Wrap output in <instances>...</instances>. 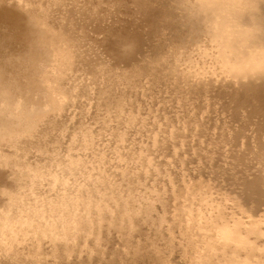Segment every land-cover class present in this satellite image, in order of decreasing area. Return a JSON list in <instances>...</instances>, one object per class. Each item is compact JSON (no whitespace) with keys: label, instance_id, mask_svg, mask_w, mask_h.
<instances>
[{"label":"rangeland","instance_id":"rangeland-1","mask_svg":"<svg viewBox=\"0 0 264 264\" xmlns=\"http://www.w3.org/2000/svg\"><path fill=\"white\" fill-rule=\"evenodd\" d=\"M34 1L46 7L50 24L64 29L76 45L75 52L70 46L62 45L61 39L55 46V52L66 51L69 54L64 59L55 54L62 66L59 75L64 72L61 84H57L60 87L56 89L63 99L62 110L54 113L51 109L49 112L51 103L43 97L45 95L40 89L38 92L25 91L30 96L22 92L23 105L29 104L30 97H33L32 113L36 116L49 113L51 119L34 121L31 129L37 131L33 130L35 136L31 142L35 144L27 142L30 150L20 152L23 158L19 161L30 163L29 167H40L36 169L46 175L40 179L20 178L23 196H27L33 205H41L37 208L40 214H32L31 208V211H19L16 205L9 214L16 217L12 216L10 221L15 220L12 224H17V232L10 221L7 224L3 218L0 220V223L3 221L0 224V264H263L264 237L260 239L261 233H258L256 238L254 230L259 228L252 226L259 223L261 227L260 221L264 223V77H236L232 71L241 63H232L230 56L225 54L226 60L217 68L215 60L221 58L215 57L212 49L196 45L184 47L188 33L168 9L166 0ZM123 32L138 38L134 51L128 55L119 53L115 44L117 35ZM16 85V90L10 88V96L21 94L20 87ZM24 95L29 100H25ZM55 97L61 98L56 92ZM6 149L14 150V147L7 146ZM32 167V171H37ZM52 174L63 179L54 182ZM18 182L10 165L0 171V212L5 211L4 204L9 200V195L3 194L1 189H20ZM78 193L82 201L84 197L83 202ZM88 195L91 198H86ZM95 198L100 204H94ZM85 199L89 203H84ZM60 203L63 206L60 207ZM68 203L73 205L67 207ZM84 204L92 208L97 205L101 212L103 207H107L103 212L117 223L109 225L104 221L100 226L94 224V233L87 234L91 229L86 234L84 230L79 231L76 239L68 240L67 244L64 240L53 242L49 226L55 222L53 227L60 229L64 224L63 221L60 223L64 220L60 217L64 209L71 208L69 211H75V214L84 213L89 208ZM118 204H122V209ZM55 207L60 211V214L57 212L59 217ZM91 207L90 211L96 210ZM81 209L86 210L82 212ZM120 210H125L126 215H116V218L115 214ZM2 212L0 218L5 215ZM17 214L23 217L19 219ZM40 215L49 219L44 220L48 221L47 224L43 223ZM220 217L222 221H219ZM206 219L211 220L209 224ZM236 220H241L238 223V226L243 225L241 228H237ZM213 221L214 225L211 224ZM38 222L47 226L41 225L43 230L38 229ZM248 222L249 225L245 226ZM223 224L228 229L222 227ZM226 224L231 225L230 228ZM3 226L6 227L2 229ZM30 229H34V235ZM230 229L234 234L231 232L233 236L228 240ZM243 229L250 235L253 232V236L249 237ZM208 230L214 231H211L213 237ZM7 231H11L12 236ZM39 231L45 236L39 235ZM239 231L241 238L237 239ZM245 232L248 235L246 239L250 240L248 245L245 244ZM21 234L25 235L21 237ZM4 236L9 239H4ZM11 239H14L12 244ZM257 240H262L261 244ZM223 242L227 243L224 245ZM4 243H7V248ZM38 243H41V252L37 251ZM208 245L212 247L209 249ZM219 246L220 249L217 248ZM66 248L70 251L68 254ZM214 249H219L216 250L218 253ZM35 251L39 252L38 257ZM251 254L262 257L251 258Z\"/></svg>","mask_w":264,"mask_h":264},{"label":"bare ground","instance_id":"bare-ground-1","mask_svg":"<svg viewBox=\"0 0 264 264\" xmlns=\"http://www.w3.org/2000/svg\"><path fill=\"white\" fill-rule=\"evenodd\" d=\"M49 2V1H48ZM108 6V5H107ZM125 10V9H124ZM47 9H46V7H44L43 5H40V4H38V3H36L34 0H0V171H3V168L5 167V166H7V165H10L11 166V171L13 172V175H14V177L15 178H17V180L19 181L18 182V185H19V187H20V189H13V188H7V187H4V188H2L1 189V191H2V193L3 194H8L9 195V197H8V201H7V203L5 202V207H4V209H5V211H3L4 212V214H1V215H4V216H2L1 218H0V220L3 218V220L4 221H6V223L8 224V221H10V220H13L12 219V216H13V213L12 214H9V211L11 212V210L12 209H15V206L17 205L18 206V210L20 211V210H29L30 208L32 209V211L33 212H31L32 214H34L35 212V214L36 215H39L40 214V211H38V209H39V207L41 206H39L38 207V205H37V203H36V205H35V203H34V205L32 204V202H30L26 197L27 196H23V193H22V191H21V187L23 186L22 185V181L20 182V178H22L23 179V177L25 176V177H36V179H40L41 177H44L45 175H46V173H44V171H39V169H40V167H38V166H36L35 165V168L34 167H32L33 169H36V167H38L39 169H36L37 171H32V169H31V167H29V165H31L30 163L28 164V163H26L25 161H19V160H22V158H23V155H22V153H20V152H26V151H28V150H30V148H28L29 147V145L27 144V142L28 141H33V138H34V136H35V132H33V130H35V128L34 129H31L32 128V124L34 123V121L35 122H38V121H49V118L51 117L50 115H49V113L47 114V113H45V114H42V115H35V114H33L32 113V111H31V108H32V106H33V104H35V101H33V97H30L31 99H30V101H31V103H30V101H29V104H27V105H23V103H22V99L21 98H23L22 96H23V94H22V92H24L25 93V91H27L28 93H30V91H37V90H41L42 92H43V94L45 95V96H43L44 98L45 97H47L48 98V101H49V103H51V108H50V110H49V112L51 111L52 112V110L51 109H53V111H54V113H56V112H58V111H60V110H62V106H61V100H63L62 99V96L61 95H59V92H57V88L58 87H60V86H58L57 87V84L60 82V80H62V76H64L63 75V73H61V75L62 76H60L59 75V70L60 69H62L61 67V65H60V63H59V61L57 60V57H55V54L57 53V52H55L56 50H55V46H56V44H57V41L58 40H60L61 39V44L62 45H65V46H67V47H69L70 46V48L74 51V48H75V42L73 41V38H71L70 37V35L64 30V29H62V28H56V27H54L52 24H50V22L48 21V19H47ZM97 22V21H96ZM53 23V22H52ZM70 26V25H69ZM142 30V29H141ZM97 32V31H96ZM91 38V37H90ZM117 39L115 40V44L116 45H118V52L119 53H123L124 55H128V54H131V52H133L134 51V49H135V46H136V44L138 43V38H137V36L136 35H131L130 33H126V32H123V33H119L118 35H117V37H116ZM95 42V41H94ZM92 43V42H91ZM90 45V44H89ZM98 45V44H97ZM60 46V45H59ZM73 46V47H72ZM91 46V45H90ZM96 48H98V46L96 47ZM100 48V47H99ZM60 49V48H59ZM91 50V49H90ZM95 50V49H94ZM58 52H59V50H57ZM75 52V51H74ZM92 52V51H91ZM97 52V51H96ZM100 52H102V50L100 51ZM59 56L58 57H60V58H62V59H64L65 57H67V56H69V54L67 53L66 54V51H64V53H57ZM104 54V53H103ZM73 54H71L70 56H72ZM75 55V54H74ZM214 55V54H213ZM226 55H228V54H226ZM226 55H225V57H224V61L226 60L225 58H227L226 57ZM57 56V55H56ZM102 56V55H101ZM96 57V56H95ZM215 57H217V56H215ZM214 57V58H215ZM228 57H229V55H228ZM49 59V62H45V61H47L48 59ZM228 59H230V58H228ZM227 59V60H228ZM212 60H215V59H212ZM217 60V59H216ZM215 60V61H216ZM232 60V59H231ZM230 60V61H231ZM64 61V60H63ZM71 61H73L72 59H71ZM98 61V60H97ZM100 61V60H99ZM223 61V62H224ZM229 61V60H228ZM60 62H61V60H60ZM67 62L69 63V64H71V66H72V63L71 62H69L68 61V59H67ZM74 62V61H73ZM82 62V61H81ZM132 62H133V60H132ZM46 63V64H45ZM62 63H64V62H62ZM75 63V62H74ZM225 63H228V62H225ZM224 63V64H225ZM232 63H233V61H232ZM231 62H230V64H231V67H232V64ZM237 63V62H236ZM66 64V63H65ZM128 64V63H127ZM229 64V63H228ZM237 64H240V63H237ZM237 64H234V66L235 65H237ZM64 65V64H63ZM61 66V67H60ZM68 66V65H67ZM233 66V68L235 69V67ZM64 67V66H63ZM78 67V66H77ZM225 67V66H224ZM230 67V66H229ZM230 67V68H231ZM238 67V66H237ZM68 68V67H67ZM66 68V69H67ZM220 68V67H219ZM228 68V67H227ZM230 68H228V69H230ZM232 68V69H233ZM63 69H65V68H63ZM65 69V70H66ZM69 69V68H68ZM225 69H226V67H225ZM227 69V70H228ZM69 71V70H68ZM68 71H66V74L68 73ZM226 71V70H225ZM128 72H130V70L128 71ZM133 72V71H132ZM229 72V71H228ZM234 72V75L237 77V76H243V75H246V69H245V67H244V65L243 64H241L240 65V67H238V68H236L235 69V71H232V73ZM230 73V72H229ZM228 73V74H229ZM56 74H58V75H56ZM128 75V74H127ZM131 75V74H130ZM103 77V76H102ZM23 78H25V79H23ZM82 79V78H81ZM56 81H57V83H56ZM18 84V87H20V88H18V90L20 89V92H21V94H19L18 96L17 95H14V93H13V95L14 96H10V94L12 93V91H11V93H10V88L12 89V87L14 88L15 87V85L16 84ZM110 83V82H109ZM60 84H61V82H60ZM61 87H62V85H61ZM16 88H17V85H16ZM15 89V88H14ZM60 89V88H59ZM58 89V90H59ZM13 90V89H12ZM16 90V89H15ZM56 90V91H55ZM96 90V89H95ZM62 91V90H61ZM16 93H17V91H15ZM26 92V93H27ZM38 92V91H37ZM36 92V93H37ZM55 92H56V94L58 95V96H60L61 98L60 99H57L56 97H55ZM76 92H78V91H76ZM19 93V92H18ZM25 93V94H26ZM27 93V94H28ZM64 93H65V91H64ZM93 94V93H92ZM29 96H30V94H28ZM34 95H36V94H34ZM39 95H41V93H39ZM38 95V96H39ZM63 96H64V94H62ZM78 95V94H77ZM90 95V94H89ZM25 96V95H24ZM66 96V95H65ZM10 97V98H9ZM26 97V96H25ZM24 97V98H25ZM105 98V97H104ZM26 99H28V97H26L25 98V100ZM41 99H42V97H41ZM92 99V98H91ZM107 99V98H106ZM110 99V98H109ZM29 100V99H28ZM94 100V99H93ZM42 101V100H41ZM23 102H24V100H23ZM38 102V101H37ZM25 103H27V101L25 102ZM46 103H47V101H46ZM63 103V102H62ZM101 103V102H100ZM37 104V103H36ZM48 104V103H47ZM99 104V103H98ZM40 106V105H39ZM31 107V108H30ZM43 107V106H42ZM86 107V106H85ZM35 108H40V107H35ZM65 108V107H64ZM119 108V107H118ZM33 109V108H32ZM67 109V108H66ZM37 110V109H36ZM34 111V110H33ZM39 111H42L41 109H39ZM46 111V110H45ZM113 113V112H112ZM119 113V112H118ZM122 113V112H121ZM83 114V113H82ZM109 114V113H108ZM60 116V115H59ZM51 119V118H50ZM51 121V120H50ZM75 121V120H74ZM42 122H40V123H42ZM53 122V121H52ZM85 122V121H84ZM39 123V124H40ZM54 123V122H53ZM37 124V123H36ZM68 124V123H67ZM49 125H50V123H49ZM51 125H52V123H51ZM64 125V124H63ZM43 126V125H42ZM92 126V125H91ZM38 128V127H37ZM61 128V127H60ZM62 130H63V128H62ZM35 131H37V130H35ZM39 133V132H38ZM69 133V132H68ZM42 134V133H41ZM90 134V133H89ZM44 135V134H43ZM94 135V134H93ZM97 136V135H96ZM105 136V135H104ZM80 138V137H79ZM90 138V137H89ZM68 139V138H67ZM37 140V139H36ZM72 140V139H71ZM92 140V139H91ZM80 141V140H79ZM29 143V142H28ZM32 143H34V142H31V144ZM92 143V142H91ZM35 144V143H34ZM7 146H12V147H14V150H12V149H10V150H12V151H10V150H7L6 149V147ZM38 146V145H37ZM46 146V145H45ZM39 148V147H38ZM37 148V149H38ZM40 149V148H39ZM77 153V152H76ZM263 154H264V151L262 152ZM25 156V155H24ZM23 162H25L24 164H23ZM23 164V166H25V167H23L22 165H20V164ZM205 164V163H204ZM33 165V164H32ZM34 166V165H33ZM39 166H40V164H39ZM66 167V166H65ZM19 168L21 169V171H19ZM25 168V169H24ZM74 169V168H73ZM199 169V168H198ZM17 170V171H16ZM29 170H31V171H29ZM52 171V170H51ZM99 171V170H98ZM47 172V171H46ZM53 175V179H54V182H56V181H60V180H62V179H60L59 178V174H58V178L59 179H57L56 177L57 176H55V175H57V174H52ZM23 176V177H22ZM81 176V175H80ZM102 178H103V176H101ZM32 180H33V178H31ZM35 179V178H34ZM33 180V181H37V180ZM94 181H95V179H94ZM28 182H31V181H28ZM28 182H26V183H28ZM39 182V181H38ZM96 182V181H95ZM33 183V182H32ZM32 183H30V184H32ZM87 186V185H86ZM23 189V188H22ZM24 190V189H23ZM25 191V190H24ZM23 191V192H24ZM47 191V190H46ZM25 194H28L27 192H24ZM65 195H66V193H64ZM79 194V193H78ZM18 196V197H17ZM28 196H29V194H28ZM39 196H40V194L38 195V198H39ZM41 196H43L42 194H41ZM45 196V195H44ZM43 196V197H44ZM48 196V195H47ZM58 196H61V194H59ZM70 196V195H69ZM73 196V195H72ZM79 196V198H80V200H81V197H80V194L78 195ZM77 195H76V197H78ZM83 196H84V194H83ZM17 197V198H16ZM30 197V196H29ZM36 197V196H35ZM42 197V198H43ZM51 196L49 195L47 198H50ZM63 197H65L64 195H63ZM62 197V198H63ZM67 197H68V195H67ZM74 197L75 196H73V199L72 200H74ZM90 196L88 195V197H86V198H89ZM46 198V197H45ZM53 198V197H52ZM61 198V197H60ZM71 198V197H70ZM91 198V197H90ZM40 199V198H39ZM51 199V198H50ZM56 199V198H55ZM54 199V200H55ZM67 199V198H66ZM66 199H65V202H66ZM68 199H69V197H68ZM83 199V201H84V197L82 198ZM16 200H18V201H16ZM35 200H37L38 201V199H35ZM57 200V199H56ZM56 200L54 201V202H56ZM59 201H60V199H58ZM61 200H64V199H61ZM76 200H77V198H76ZM79 200V201H80ZM86 200V199H85ZM94 200H96V198L94 199ZM98 200V199H97ZM97 200L94 202V204H97ZM102 200V199H101ZM41 201H42V199H41ZM53 201V200H52ZM51 201V202H52ZM75 201V200H74ZM82 200H81V202H83ZM89 200H86V202H84V203H87ZM91 201V200H90ZM92 201H93V199H92ZM91 201V202H92ZM35 202V201H34ZM44 202V201H43ZM53 202V203H54ZM68 202H69V200H68ZM80 202V203H81ZM22 203H23V205H22ZM31 203V204H30ZM40 203V202H39ZM52 203V204H53ZM89 203V202H88ZM104 203V202H103ZM40 204H42V203H40ZM46 204H49V202L48 203H46ZM57 204H59L58 203V201H57ZM92 204V203H91ZM91 204H89V205H91ZM93 204V205H94ZM98 204H100V203H98ZM97 204V205H98ZM102 204V203H101ZM105 204H107V203H105ZM104 204V205H105ZM3 205V206H4ZM33 205V206H32ZM43 206L45 205V204H42ZM55 205V204H54ZM61 205L63 206V203L61 204L60 203V207H61ZM65 205V204H64ZM73 205V204H72ZM71 205V206H72ZM76 205V204H75ZM77 205L79 206V204L77 203ZM77 205L76 206H74L75 208H76V210H77ZM85 205H87V204H84L83 206H85ZM97 205H94V206H96L97 207ZM107 205H109V204H107ZM122 206V204H118V206ZM51 206H53V205H51ZM56 206H58V205H56ZM66 206V205H65ZM69 206V203L67 204V207ZM71 206H69V207H71ZM81 207H82V205H80ZM88 206V205H87ZM110 206V205H109ZM121 206H120V208H121ZM49 207H50V205H49ZM49 207H47V208H49ZM59 207V206H58ZM57 207V208H58ZM89 207V208H88ZM87 208H88V211H90L89 209H90V207L91 206H88ZM96 207H93L94 208V210H95V208ZM101 207V206H100ZM103 207V206H102ZM102 207H101V209H102ZM38 208V209H37ZM75 208L73 209V210H75ZM80 208V207H79ZM92 207H91V209H93ZM107 208V207H106ZM105 207H103V209H102V212H101V210H100V208H98L100 211H98V209L96 208V210L95 211H90V212H88L86 209H81V210H83L82 212H84V210H86L84 213H76L75 214V211H74V213H73V211H69L71 208H68L69 210H67L66 211V208L64 209V211H63V213L62 214H60L59 212L60 211H58V209H56V207H55V209L57 210L56 211V213L58 212L59 214H60V217H64V220H61V224H62V221L64 222V224H63V228L61 227L60 229L59 228H57V227H53V224L55 223H51V222H49L48 224H52V225H50L49 227L51 228V231H50V233L51 234H53V235H49L50 236V238L51 237H53V239H51L53 242H55L56 240H64L65 242H66V244L70 241V240H74V239H76V237H77V233L79 232V231H81L82 232V230H84L85 231V233L84 234H86V232L89 230V229H91V230H89L88 231V235H90L91 234V231H93L92 230V226L95 224H98V226H100V224L102 223V222H104V221H108V223H109V225H114V224H116L117 223V221L115 220V219H113L112 217H111V219H109L110 218V216H107V213H104L103 212V210L104 209H106ZM110 208L112 209V207L110 206ZM2 209V208H1ZM51 209V208H50ZM53 209V208H52ZM55 209L53 210V212L55 211ZM122 209V208H121ZM59 210H60V208H59ZM79 210V209H78ZM108 210H110V209H108ZM107 210V211H108ZM115 209H113V210H111V211H114ZM1 211V212H2ZM29 211H31V210H29ZM44 211H45V208H44ZM51 211V210H50ZM121 211V210H120ZM0 212V213H1ZM2 212V213H3ZM12 212H15V211H12ZM22 212V214H23V211H21ZM20 212V213H21ZM77 212H80V211H77ZM106 212V211H105ZM110 212V211H109ZM108 212V213H109ZM118 212V211H117ZM17 213H19V212H17ZM27 213V212H26ZM30 213V212H29ZM45 213V212H44ZM51 213V212H50ZM55 213V212H54ZM53 213V215H55ZM57 213V215H58V217H59V214ZM113 213V212H112ZM111 213V214H112ZM114 213H116V212H114ZM129 213V212H128ZM77 214H79V215H77ZM11 215V216H10ZM15 215V214H14ZM18 215V214H17ZM23 215H25V214H23ZM41 215H42V213H41ZM41 215H40V218L41 219H43V223L45 222L46 224H47V222L48 221H44V220H49V219H45V218H42L41 217ZM50 215V214H49ZM56 215V216H57ZM116 215H122V217H123V215L125 216L126 215V212H125V210H122L121 212H118V214L116 213L115 214V217H116ZM31 216V215H30ZM111 216H113V215H111ZM128 216H131V213H130V215H128ZM211 216V215H210ZM209 216V217H210ZM215 216H218L219 217V215H215ZM13 217H15V216H13ZM20 217H23L22 215L20 216ZM20 217H19V215H18V218L20 219ZM25 217V216H24ZM26 217H28V216H26ZM35 217V216H34ZM44 217V216H43ZM54 217V219L56 218L55 216H53ZM114 217V216H113ZM213 217H214V215H213ZM212 216H211V218H213ZM16 218V217H15ZM14 218V219H15ZM29 218H31V217H29ZM36 218V217H35ZM40 218H39V220L38 219H36V220H38L39 222H40ZM50 218V217H49ZM65 218H66V221H65ZM117 218V217H116ZM126 218V217H125ZM206 218V217H205ZM205 218L203 217V219L205 220ZM24 219V218H23ZM28 219V218H27ZM51 219V218H50ZM58 219H60V218H58ZM215 219H218V218H216L215 217ZM222 219V217H220V219H219V221H222L221 220ZM16 220H18V219H16ZM25 220V219H24ZM31 220V219H30ZM29 219H28V221H30ZM33 220V219H32ZM56 220V219H55ZM132 220V219H131ZM202 220V219H201ZM204 220H203V222H204ZM238 220V219H237ZM237 220H236V222H237ZM15 221V220H14ZM13 221V222H14ZM42 221V220H41ZM59 221V220H58ZM206 221H207V219H206ZM209 222L211 221V220H208ZM207 221V222H208ZM218 221V220H217ZM217 222V223H220V222ZM241 221V220H240ZM239 221V222H240ZM264 221V220H263ZM262 221V222H263ZM3 222V221H2ZM1 222V223H2ZM13 222H11L10 221V223L12 224ZM20 223H22V221L20 220L19 221ZM26 223L25 225H27V221L25 220V221H23V223ZM31 223H33V221H30ZM36 223L37 224V226H36V228H41V230H43L42 228H43V224H42V222H41V224L40 223ZM206 222V223H207ZM209 222H208V224H209ZM230 222V221H229ZM239 222H237V226L239 225L238 223ZM251 222V221H250ZM250 222H248V224H245V226H247V225H249V223ZM253 222V221H252ZM257 222V221H256ZM0 223V224H1ZM5 223V222H4ZM3 223V224H4ZM19 223V224H20ZM30 223V227H32V224ZM133 223V222H132ZM221 223H224L225 224V222H221ZM232 224H234L235 223V220H234V223L233 222H231ZM230 223V224H231ZM242 224L243 223H245V222H241ZM258 223V222H257ZM7 224H5V225H7ZM15 224V223H14ZM14 224H12L13 226H14ZM35 224V225H36ZM39 224V225H38ZM59 224V223H58ZM58 224H57V226H58ZM203 224V223H202ZM211 224H213L214 225V221H213V223L211 222ZM216 224V223H215ZM224 224L222 225V227L224 226ZM256 224V223H255ZM260 224H261V227L259 226V223H258V225L256 226V225H254V222H253V225L254 226H252V228H254V227H258L259 229H257V228H255V229H257V230H254V232L255 233H257V234H255L254 236L257 238V237H259V236H257L258 235V233L260 234L261 233V236H260V239L262 238V237H264V236H262V235H264V223L262 224L261 223V221H260ZM17 225V224H16ZM16 225L14 226V228H13V230L15 229V231H16V228H18V227H16ZM33 225H34V223H33ZM41 225H43V226H41ZM85 225H87L86 227H85ZM118 225V224H117ZM252 225V223L250 224V226ZM13 226H10V227H13ZM29 226H25V227H28L29 228ZM45 226H47V225H45ZM44 226V227H45ZM55 226V225H54ZM61 226V225H60ZM201 226H203V225H201ZM204 226H206L205 224H204ZM208 226V225H207ZM209 226H211V225H209ZM218 226V225H217ZM217 226L215 227V228H217ZM226 226L228 227L229 225L228 224H226ZM231 226V225H230ZM230 226H229V228H230ZM233 227L235 226V225H232ZM240 226H243V225H240ZM240 226H238L237 228H239ZM244 226V227H245ZM4 227H6V226H3L2 227V229H4ZM20 227H22V225L20 226ZM59 227V226H58ZM213 227V226H212ZM220 227V225L218 226V228ZM222 227H220V228H222ZM225 227V226H224ZM236 227V226H235ZM234 227V228H235ZM1 228V227H0ZM33 228H35L34 226H33ZM38 228V229H39ZM49 228V229H50ZM203 228V227H202ZM209 228V227H208ZM226 228V227H225ZM225 228H223L224 229V232H227V230L225 231ZM241 228V227H240ZM243 228V227H242ZM247 228V227H246ZM1 229V230H2ZM6 230H8L7 228H5ZM12 228H10V230H11ZM21 229H23V228H21ZM20 229V230H21ZM46 229V228H45ZM207 229V228H206ZM210 229H212V228H210ZM222 229V230H223ZM226 229H228V228H226ZM236 229V228H235ZM235 229H234V231H235ZM25 230H29V229H26L25 228ZM30 230H32V229H30ZM40 230V231H41ZM97 230V229H96ZM95 230V231H96ZM99 230V229H98ZM216 230V229H215ZM220 230V229H219ZM240 230V229H239ZM244 230V229H243ZM249 231L250 230H252V229H248ZM22 231V230H21ZM24 231V230H23ZM22 231V232H23ZM37 231V230H36ZM38 232L39 233V235H41L42 237H44L45 235H44V233H42V232ZM46 231V230H45ZM45 231H43V232H45ZM100 231V230H99ZM112 231V230H111ZM208 231H210V230H208ZM212 231V230H211ZM210 231V232H211ZM244 231H246L247 233H248V231L247 230H244ZM253 231V230H252ZM14 232V231H13ZM17 232V231H16ZM19 232V231H18ZM27 232V231H26ZM29 232V231H28ZM31 232V231H30ZM33 232H34V229L32 230V235H34L33 234ZM48 232V231H47ZM213 233H214V231H212ZM211 232V236H212V233ZM218 233V231L216 230L215 231V233ZM221 232V231H220ZM223 232V231H222ZM229 232V231H228ZM231 232L233 233V231H231V229H230V235L226 238V236H224V238H226V239H228L229 237H232L231 236ZM236 232H238V230L236 231ZM235 232V234H237ZM240 233V235L239 234H237V235H239L238 237L239 238H237V237H235V239L237 238V239H240L241 238V231H239ZM245 232V233H246ZM1 233H2V231H1ZM4 233H6V231H4ZM7 233H9L8 231H7ZM10 233H12L11 231H10ZM10 233H9V235H10ZM23 233H25V231L23 232ZM38 233H36V234H38ZM92 233H94V231L92 232ZM99 233V232H98ZM203 233V232H202ZM243 233L244 232H242V236H243ZM247 233H246V235H247ZM251 233V232H250ZM15 234H17V233H15ZM20 234V233H19ZM96 234H97V232H96ZM95 234V235H96ZM117 234V233H116ZM221 234V233H220ZM222 234H224L225 235V233H222ZM221 234V235H222ZM226 234H228V233H226ZM234 234V233H233ZM249 234V233H248ZM252 234H253V232H252ZM250 235L249 234V237H252L253 235ZM25 235V234H24ZM23 235V236H24ZM27 235V234H26ZM37 236V238H40V236ZM46 235H47V233H46ZM87 235V236H88ZM114 235V234H113ZM209 236H210V234H208ZM216 235V234H215ZM10 236H12V234L10 235ZM19 236V235H18ZM22 236V234H21V237H23ZM48 236V235H47ZM97 236V235H96ZM210 236V237H211ZM218 236V235H217ZM235 236V235H234ZM5 237V236H4ZM7 237H8V235H7ZM13 237H14V233H13ZM12 237V238H13ZM16 237H17V235H16ZM16 237L14 238V239H16ZM35 237V236H34ZM95 237V236H94ZM213 237V236H212ZM211 237V238H212ZM216 237V236H215ZM219 237H221V236H219ZM3 238V237H2ZM11 238V237H10ZM20 238V237H19ZM18 238V239H19ZM36 238V239H37ZM100 238V236L98 237V239ZM234 238V237H233ZM248 239V235H247V237H245V239ZM4 239H9V238H4ZM13 239V240H14ZM17 239V240H18ZM96 239H97V237H96ZM204 239V238H203ZM214 239V238H213ZM213 239H211V240H213ZM216 239H217V237H216ZM222 239H223V236H222ZM236 239V240H237ZM242 239L243 240H245L243 237H242ZM241 239V240H242ZM245 240L246 241V243L245 244H247V241L249 242L250 240ZM263 239V238H262ZM7 240H4L5 242H7ZM12 239H11V243L10 244H12V241H13ZM69 240V241H68ZM228 240H230V239H228ZM231 240H232V238H231ZM242 240V241H243ZM253 240H254V237H253ZM256 240V239H255ZM259 240V239H258ZM256 241V242H259L258 244H261L260 242L262 241V240H260V241ZM21 241H22V238H21ZM21 241H18V242H21ZM39 242H40V240H38ZM214 241V240H213ZM212 241V242H213ZM219 241H220V239H219ZM221 241H223V240H221ZM226 241V240H225ZM264 241V240H263ZM10 242V241H9ZM60 242V241H59ZM215 242L217 243L216 244V246L218 245V242L215 240ZM236 242H238V243H240L238 240L236 241ZM252 242V241H251ZM256 242H254V244H256V246L258 245ZM15 243V242H14ZM13 243V244H14ZM227 243V242H226ZM225 243V244H226ZM231 243V242H230ZM242 243V242H241ZM244 243H243V245H244ZM264 243V242H263ZM262 243V244H263ZM5 244V243H4ZM7 244V243H6ZM5 244V246H6V248H7V245ZM38 244H40L39 245V248H38V250L37 251H39V252H41L40 250H41V243H38ZM54 244H56V243H54ZM214 244V243H213ZM223 244H224V242H223ZM222 244V245H223ZM224 244V245H225ZM232 244V243H231ZM230 244V245H231ZM236 243H234V246H236L235 245ZM57 245H58V243H57ZM206 245V244H205ZM210 245V244H209ZM208 245V246H209ZM212 245V244H211ZM215 245V244H214ZM221 245V243H220V246H222ZM223 245V246H224ZM239 245V247H240V245L241 244H238ZM248 245V244H247ZM250 245H251V243H250ZM253 245V244H252ZM8 246H10V245H8ZM68 246V245H67ZM220 246L219 247H217V248H219L220 249ZM228 246V245H227ZM254 246V245H253ZM260 246V245H259ZM13 247H14V245H13ZM210 247H212V246H209V249H210ZM214 248H215V246H213ZM226 247V246H225ZM245 247V246H244ZM248 247H252V246H248ZM255 247V246H254ZM264 247V246H263ZM4 248V247H3ZM8 248H10V247H8ZM70 248V247H69ZM68 248V249H69ZM222 248V247H221ZM235 248V247H234ZM247 248V247H246ZM219 249H216V250H218L219 251ZM224 250H225V248H223ZM236 249V248H235ZM238 249V248H237ZM248 250H249V248H247ZM252 249H253V247H252ZM251 249V250H252ZM8 250V249H7ZM6 250V251H7ZM36 250V249H35ZM66 250V252H67V254L70 252V251H68L67 250V248L65 249ZM211 250H213V248L211 249ZM210 250V251H211ZM215 250V249H214ZM215 250V251H216ZM223 250V251H224ZM227 250V249H226ZM231 249L229 248V251H230ZM240 249H238V251H239ZM242 250V249H241ZM254 250H255V248H254ZM258 250V249H257ZM257 250L256 251H254V253H256L257 252ZM259 250H260V248H259ZM262 250V249H261ZM221 251V250H220ZM222 251V252H223ZM232 251L234 252V250L232 249ZM231 251V252H232ZM247 251V250H246ZM245 251V252H246ZM36 252V251H35ZM39 252H36L35 253V256H39L40 254H38ZM92 252V251H91ZM212 253L214 252V251H211ZM217 252V251H216ZM221 252V253H222ZM224 252H226V251H224ZM244 252V254H246ZM251 252V251H250ZM262 252H264V251H261V253ZM15 253V252H14ZM218 253V252H217ZM230 253V252H229ZM235 253L237 254V252L235 251ZM240 253V252H239ZM251 253H253V252H251ZM260 253V254H261ZM214 254H216L215 252H214ZM235 254V255H236ZM259 254V255H260ZM12 256H15L14 254H11ZM150 255V254H149ZM230 255V254H229ZM232 255H233V253H232ZM241 255V254H240ZM249 255V254H248ZM252 255V254H251ZM263 255V254H262ZM222 257H223V255H221ZM231 256V255H230ZM229 256V258L231 259V257ZM245 256V255H244ZM256 256L257 255H252L251 256V258L252 257H254V258H256ZM248 256L246 255V258H247ZM250 257V256H249ZM258 257V259L260 258V257H262V256H257ZM15 259H16V257H14ZM234 258V257H233ZM236 258V257H235ZM234 258V259H235ZM241 258H243L242 257V255H241ZM253 258V259H254ZM216 259H219V258H216ZM226 259V258H225ZM224 259V260H225ZM230 259H226V260H230ZM238 259V258H237ZM236 259V260H237ZM248 259V258H247ZM246 259V260H247ZM263 259V258H262ZM261 259V260H262ZM206 260H207V258H206ZM220 260H222V259H220ZM240 260V259H239ZM238 260V261H239ZM255 260V259H254ZM257 260V259H256ZM264 260V259H263ZM218 261V260H217ZM216 261V262H217ZM233 261V260H232ZM231 261V262H232ZM237 261V262H238ZM248 261V260H247ZM250 261V260H249ZM253 261V260H252ZM259 261V260H258ZM56 262V261H55ZM219 262V261H218ZM226 262V261H225ZM228 262V261H227ZM237 262H235V263H237ZM242 262H244V261H242ZM254 262V261H253ZM257 262V261H256ZM22 263V262H21ZM20 263V264H21ZM230 263V262H229ZM233 263V262H232ZM252 263V262H251ZM250 263V264H251ZM262 263L264 264V262L262 261ZM19 264V263H18ZM199 264H201L200 262H199ZM203 264V263H202ZM218 264V263H217ZM243 264V263H242ZM256 264V263H255ZM260 264V263H259Z\"/></svg>","mask_w":264,"mask_h":264},{"label":"clouds","instance_id":"clouds-1","mask_svg":"<svg viewBox=\"0 0 264 264\" xmlns=\"http://www.w3.org/2000/svg\"><path fill=\"white\" fill-rule=\"evenodd\" d=\"M182 29L184 47L213 50L217 68L228 54L246 75L264 77V0H166Z\"/></svg>","mask_w":264,"mask_h":264},{"label":"snow or ice","instance_id":"snow-or-ice-1","mask_svg":"<svg viewBox=\"0 0 264 264\" xmlns=\"http://www.w3.org/2000/svg\"><path fill=\"white\" fill-rule=\"evenodd\" d=\"M130 126H131V122H130ZM87 225H85V227H86Z\"/></svg>","mask_w":264,"mask_h":264}]
</instances>
